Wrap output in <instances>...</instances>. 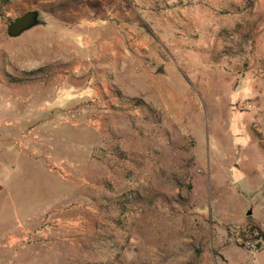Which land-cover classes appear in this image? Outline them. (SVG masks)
<instances>
[{
    "label": "rangeland",
    "instance_id": "obj_1",
    "mask_svg": "<svg viewBox=\"0 0 264 264\" xmlns=\"http://www.w3.org/2000/svg\"><path fill=\"white\" fill-rule=\"evenodd\" d=\"M255 230L264 0H0V264H264Z\"/></svg>",
    "mask_w": 264,
    "mask_h": 264
},
{
    "label": "water",
    "instance_id": "obj_2",
    "mask_svg": "<svg viewBox=\"0 0 264 264\" xmlns=\"http://www.w3.org/2000/svg\"><path fill=\"white\" fill-rule=\"evenodd\" d=\"M9 3H13L18 0H6ZM44 24L41 19V13L38 9H32L25 12L23 15L17 17L13 22L9 24L6 29L7 36L10 38H16L25 31Z\"/></svg>",
    "mask_w": 264,
    "mask_h": 264
},
{
    "label": "trees",
    "instance_id": "obj_3",
    "mask_svg": "<svg viewBox=\"0 0 264 264\" xmlns=\"http://www.w3.org/2000/svg\"><path fill=\"white\" fill-rule=\"evenodd\" d=\"M255 231H257V230H255ZM257 233H258V237L260 239H262V241L264 242V234H261V232L259 230L257 231Z\"/></svg>",
    "mask_w": 264,
    "mask_h": 264
}]
</instances>
